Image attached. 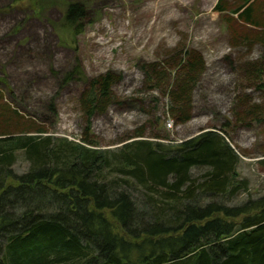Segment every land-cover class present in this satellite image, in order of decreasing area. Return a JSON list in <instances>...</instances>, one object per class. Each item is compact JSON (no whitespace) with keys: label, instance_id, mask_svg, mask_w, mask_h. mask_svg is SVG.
I'll list each match as a JSON object with an SVG mask.
<instances>
[{"label":"trees","instance_id":"trees-1","mask_svg":"<svg viewBox=\"0 0 264 264\" xmlns=\"http://www.w3.org/2000/svg\"><path fill=\"white\" fill-rule=\"evenodd\" d=\"M240 2L232 14L264 28L257 0ZM223 6L219 1L215 11L226 12ZM63 17L82 33L88 9L69 3ZM184 55L173 77L156 64L144 66L150 81L167 87L176 125L191 120L193 94L206 70L201 55ZM119 81L107 73L92 82L82 101L89 120L107 110ZM0 101V264H264V200L224 202L247 192L248 183L236 182L239 156L222 134L209 131L174 146L138 140L115 155L99 150L91 124L80 143L43 137L45 129L32 132ZM19 152L29 165L22 174L14 172ZM194 169H205L202 182H194ZM112 174L153 196L143 202L112 185ZM159 187L163 192L155 191Z\"/></svg>","mask_w":264,"mask_h":264},{"label":"rangeland","instance_id":"rangeland-1","mask_svg":"<svg viewBox=\"0 0 264 264\" xmlns=\"http://www.w3.org/2000/svg\"><path fill=\"white\" fill-rule=\"evenodd\" d=\"M219 1L226 12L215 11ZM69 3L88 9L82 33L65 24ZM256 4L264 21V0ZM241 6L240 0H0V100L32 132L45 129L43 137L80 143L91 124L99 150L115 155L133 141L174 146L217 132L239 156L236 182L248 183L247 192L224 202L264 200V74L255 71L264 70V28L240 22L232 12ZM186 50L201 55L206 70L193 94L191 120L176 125L167 87L150 81L144 66L156 64L173 77ZM107 73L120 78L113 101L89 120L82 101ZM19 154L14 172L22 174L29 165ZM204 173L194 169V182ZM108 181L143 202L153 196L119 174Z\"/></svg>","mask_w":264,"mask_h":264}]
</instances>
